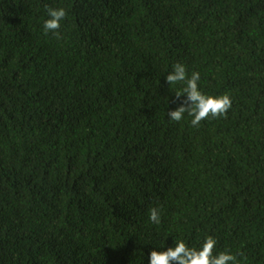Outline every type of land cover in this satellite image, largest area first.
Segmentation results:
<instances>
[{
  "label": "trees",
  "instance_id": "1",
  "mask_svg": "<svg viewBox=\"0 0 264 264\" xmlns=\"http://www.w3.org/2000/svg\"><path fill=\"white\" fill-rule=\"evenodd\" d=\"M176 63L227 118H169ZM208 236L264 264V0H0V264H150Z\"/></svg>",
  "mask_w": 264,
  "mask_h": 264
},
{
  "label": "clouds",
  "instance_id": "2",
  "mask_svg": "<svg viewBox=\"0 0 264 264\" xmlns=\"http://www.w3.org/2000/svg\"><path fill=\"white\" fill-rule=\"evenodd\" d=\"M49 19L44 22L45 34L53 33L57 39H62L59 32L61 22L66 18L64 8L47 7ZM199 72L191 73L189 77L186 67L181 63L173 65V70L166 76L169 85L184 83L186 86L182 92H177L176 97H186L184 103L175 110L168 112L171 120L180 121L187 113L193 117L192 126H199L201 121L208 118H227V113L232 107V100L229 94L221 96H210L204 94L199 88ZM150 221L156 224L161 222L159 209L153 207L150 210ZM217 241L208 236L198 249L188 246L183 240L174 243L173 247L166 251L150 252V264H238L237 256L227 251L216 253ZM240 255H243L241 253Z\"/></svg>",
  "mask_w": 264,
  "mask_h": 264
}]
</instances>
